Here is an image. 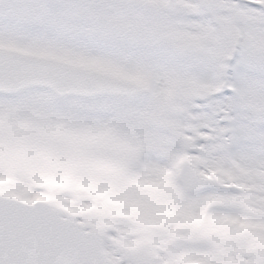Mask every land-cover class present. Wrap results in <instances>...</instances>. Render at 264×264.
Masks as SVG:
<instances>
[{"label":"snow or ice","instance_id":"6c2138e0","mask_svg":"<svg viewBox=\"0 0 264 264\" xmlns=\"http://www.w3.org/2000/svg\"><path fill=\"white\" fill-rule=\"evenodd\" d=\"M0 264H264V0H0Z\"/></svg>","mask_w":264,"mask_h":264}]
</instances>
